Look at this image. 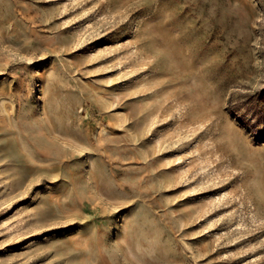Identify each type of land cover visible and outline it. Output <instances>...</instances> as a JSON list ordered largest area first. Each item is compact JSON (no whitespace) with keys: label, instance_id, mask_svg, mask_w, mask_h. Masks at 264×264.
Listing matches in <instances>:
<instances>
[{"label":"rangeland","instance_id":"374dc122","mask_svg":"<svg viewBox=\"0 0 264 264\" xmlns=\"http://www.w3.org/2000/svg\"><path fill=\"white\" fill-rule=\"evenodd\" d=\"M0 264H264V0H0Z\"/></svg>","mask_w":264,"mask_h":264},{"label":"bare ground","instance_id":"6f19581e","mask_svg":"<svg viewBox=\"0 0 264 264\" xmlns=\"http://www.w3.org/2000/svg\"><path fill=\"white\" fill-rule=\"evenodd\" d=\"M222 134L224 135L226 143L234 153L239 154L242 150H248L242 134L230 123L226 122L222 126ZM256 152V150H251L249 154L254 157L257 154Z\"/></svg>","mask_w":264,"mask_h":264}]
</instances>
